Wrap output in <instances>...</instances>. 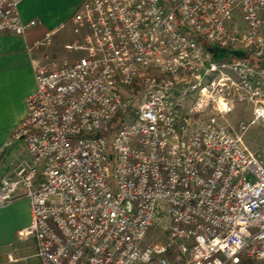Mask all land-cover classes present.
I'll return each mask as SVG.
<instances>
[{
  "label": "built area",
  "instance_id": "2783aa9c",
  "mask_svg": "<svg viewBox=\"0 0 264 264\" xmlns=\"http://www.w3.org/2000/svg\"><path fill=\"white\" fill-rule=\"evenodd\" d=\"M19 2L0 0V32L38 24ZM74 22L82 55L34 62L8 141L27 156L0 176V207L29 200L37 264L264 261V158L244 142L264 126V0H86Z\"/></svg>",
  "mask_w": 264,
  "mask_h": 264
},
{
  "label": "crops",
  "instance_id": "0c3cea01",
  "mask_svg": "<svg viewBox=\"0 0 264 264\" xmlns=\"http://www.w3.org/2000/svg\"><path fill=\"white\" fill-rule=\"evenodd\" d=\"M85 1L20 0L23 22L38 24L23 35L0 32V176L9 175L14 163L27 156L24 141L10 146L8 141L28 115L27 98L37 87L34 62L52 66L71 53L68 45L79 39L74 15ZM30 222L28 199L0 207V264H37L34 240L18 235Z\"/></svg>",
  "mask_w": 264,
  "mask_h": 264
},
{
  "label": "rangeland",
  "instance_id": "374dc122",
  "mask_svg": "<svg viewBox=\"0 0 264 264\" xmlns=\"http://www.w3.org/2000/svg\"><path fill=\"white\" fill-rule=\"evenodd\" d=\"M82 53L80 51H71L66 56L65 60L74 61ZM62 62H57L56 65H60ZM54 66V64L52 65ZM252 116V112L245 109V106H239L237 111L231 116V122L233 125H237L240 120H249ZM244 142L247 148L258 158H264V126L260 123H256L249 128L244 136ZM113 166V161H111ZM165 236H161L160 241L165 240ZM155 239V236L151 235L149 240ZM241 264H264L263 260L258 259H245Z\"/></svg>",
  "mask_w": 264,
  "mask_h": 264
}]
</instances>
